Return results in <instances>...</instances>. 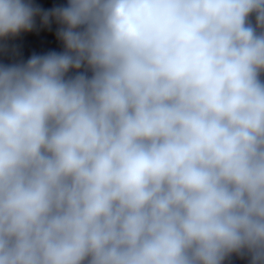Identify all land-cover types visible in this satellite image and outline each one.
<instances>
[{"label":"clouds","instance_id":"9594fccd","mask_svg":"<svg viewBox=\"0 0 264 264\" xmlns=\"http://www.w3.org/2000/svg\"><path fill=\"white\" fill-rule=\"evenodd\" d=\"M37 17L64 50L0 63V264H264V0H0V41Z\"/></svg>","mask_w":264,"mask_h":264},{"label":"water","instance_id":"95a60500","mask_svg":"<svg viewBox=\"0 0 264 264\" xmlns=\"http://www.w3.org/2000/svg\"><path fill=\"white\" fill-rule=\"evenodd\" d=\"M225 264H248V260L246 258L242 259L234 255L226 260Z\"/></svg>","mask_w":264,"mask_h":264}]
</instances>
